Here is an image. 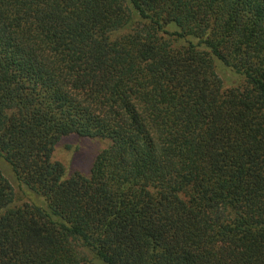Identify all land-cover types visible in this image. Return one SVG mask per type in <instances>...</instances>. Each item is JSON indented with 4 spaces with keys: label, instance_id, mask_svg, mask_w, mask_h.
Returning <instances> with one entry per match:
<instances>
[{
    "label": "trees",
    "instance_id": "obj_1",
    "mask_svg": "<svg viewBox=\"0 0 264 264\" xmlns=\"http://www.w3.org/2000/svg\"><path fill=\"white\" fill-rule=\"evenodd\" d=\"M0 162V264H264V0H0Z\"/></svg>",
    "mask_w": 264,
    "mask_h": 264
},
{
    "label": "rangeland",
    "instance_id": "obj_2",
    "mask_svg": "<svg viewBox=\"0 0 264 264\" xmlns=\"http://www.w3.org/2000/svg\"><path fill=\"white\" fill-rule=\"evenodd\" d=\"M217 74L224 81L225 89H232L242 84V79L235 76L227 68L216 64ZM109 142L99 139L81 138L77 135L64 137L57 145L53 160L61 163L68 176L79 173L89 176L96 157L108 147ZM4 175L14 184L18 198L22 199V192L14 182L13 173L10 167L0 162Z\"/></svg>",
    "mask_w": 264,
    "mask_h": 264
}]
</instances>
